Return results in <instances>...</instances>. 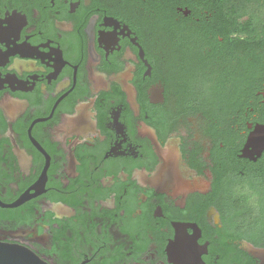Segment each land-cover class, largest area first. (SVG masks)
I'll return each mask as SVG.
<instances>
[{
	"label": "flooded vegetation",
	"instance_id": "flooded-vegetation-1",
	"mask_svg": "<svg viewBox=\"0 0 264 264\" xmlns=\"http://www.w3.org/2000/svg\"><path fill=\"white\" fill-rule=\"evenodd\" d=\"M148 4L0 0V243L47 264H264L259 33L180 35Z\"/></svg>",
	"mask_w": 264,
	"mask_h": 264
},
{
	"label": "trees",
	"instance_id": "trees-1",
	"mask_svg": "<svg viewBox=\"0 0 264 264\" xmlns=\"http://www.w3.org/2000/svg\"><path fill=\"white\" fill-rule=\"evenodd\" d=\"M150 7L153 6L159 16L164 21L169 22V27L179 26L177 29L180 35L196 33L197 36L208 32L231 34L233 32H250L256 33L259 37L260 50V63H264V23L258 28L252 27L249 22L241 23L239 19L246 16L247 11L251 7L262 8L264 7V0H147ZM188 7L192 11V16L201 17V22L197 26L184 25L183 20L175 22L171 19L172 16L182 18V13L177 11V7ZM213 15L214 29L206 24V17ZM173 23V24H172ZM174 25V26H172ZM213 29V30H212ZM197 37V38H199ZM256 43L248 44L247 47L254 48ZM200 47V45H197Z\"/></svg>",
	"mask_w": 264,
	"mask_h": 264
},
{
	"label": "water",
	"instance_id": "water-1",
	"mask_svg": "<svg viewBox=\"0 0 264 264\" xmlns=\"http://www.w3.org/2000/svg\"><path fill=\"white\" fill-rule=\"evenodd\" d=\"M260 253L251 250V254ZM0 264H47L27 248L0 243Z\"/></svg>",
	"mask_w": 264,
	"mask_h": 264
},
{
	"label": "rangeland",
	"instance_id": "rangeland-1",
	"mask_svg": "<svg viewBox=\"0 0 264 264\" xmlns=\"http://www.w3.org/2000/svg\"><path fill=\"white\" fill-rule=\"evenodd\" d=\"M245 17V21L249 22L252 27L258 28L264 23V7L255 8L251 7Z\"/></svg>",
	"mask_w": 264,
	"mask_h": 264
}]
</instances>
